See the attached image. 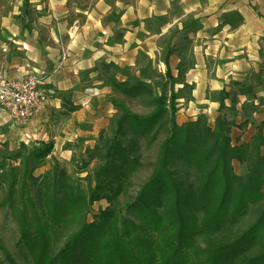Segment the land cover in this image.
<instances>
[{
  "label": "trees",
  "instance_id": "16d2710c",
  "mask_svg": "<svg viewBox=\"0 0 264 264\" xmlns=\"http://www.w3.org/2000/svg\"><path fill=\"white\" fill-rule=\"evenodd\" d=\"M110 67L125 77L112 73V89L145 112L115 101L109 129L100 131L87 158L73 161L74 175L59 162L35 173L53 156L52 142H21L0 154V189L20 214V242L33 263L264 264V123L250 141L235 143L234 120L221 117L212 126L200 114L179 124L169 69L160 93L148 79ZM161 133L156 168L121 216L119 198L142 165V140ZM94 160L101 164L92 173ZM234 160L246 165L244 174L234 172ZM101 200L108 207L87 221L89 206Z\"/></svg>",
  "mask_w": 264,
  "mask_h": 264
},
{
  "label": "rangeland",
  "instance_id": "374dc122",
  "mask_svg": "<svg viewBox=\"0 0 264 264\" xmlns=\"http://www.w3.org/2000/svg\"><path fill=\"white\" fill-rule=\"evenodd\" d=\"M140 2L141 0H0V74L13 77L31 72L39 76L45 90L52 86L51 95L63 97V111L62 107L61 110L53 107L47 118L50 123L56 119L61 121L60 127L67 124L65 118L71 113L69 109L71 104H74L72 100L80 102L77 110L81 113L79 121L81 135L83 138H92L90 145L83 142L85 139H79L77 143L74 142L75 144H66V147L73 149L70 160L61 157L57 151L56 154L54 153V140L45 141L53 143V156H49L46 164L36 170L37 175L52 168L55 162L65 166L74 175L76 169L73 167V161L87 158L86 150L95 146L100 131L109 129L111 118L116 113L115 101L126 103L137 113L145 112L138 103L123 98L112 89L110 84L112 73H115L114 76L119 80L125 77L121 71L113 72V69L106 68V65L115 63L120 70L128 72L131 76L148 79L158 87L160 93L161 85L169 79L166 76L169 69L176 79L173 86L178 97V107L180 103L185 104L190 98L193 85L184 83L187 71L183 66L191 65L193 62L191 48L194 39L191 33L201 26L200 19H196L192 14H184L178 3H175L165 15L149 17L143 11L144 8L139 6ZM23 19L27 29L22 34H30L28 35L30 40L33 38L39 45L30 52L16 49L13 54H7L8 47L16 45L17 37L13 34H19L17 28L24 26ZM146 32L149 33V46L144 49L137 48L136 39H144L147 36ZM82 34L91 35L83 39ZM99 34H114L110 42L114 40L117 45L113 54L115 61L109 60L108 57L88 68V64L82 63L81 59L91 51L87 46L94 47L99 40H103L97 38ZM126 36V43L130 47L125 46L124 37ZM24 38L28 40L27 36ZM63 41L65 44L67 42L65 52L63 47L62 49L58 47V44L64 43ZM127 48H130V52L125 51ZM179 57L183 58L184 63L182 59V63H177ZM9 58H12L13 62L5 63V67H1ZM50 62L53 64L50 65ZM9 65L14 66L9 67ZM58 70L64 72L62 79L59 81L52 79V83H49L48 75L51 71L55 73ZM64 77L67 78L66 81L63 80ZM58 87L65 88L60 90ZM170 88L169 82L168 94L171 92ZM163 138L164 134L161 133L150 143L147 139L142 140V165L135 173L132 185L119 198L118 211L121 216L126 213V204L135 199L140 187L155 170ZM28 140L19 143L11 142L8 146L3 145L0 147V154L17 150L21 142L32 146L39 141H44ZM100 164L99 160L92 161L89 171L96 172ZM232 166L236 174L246 172V165L237 160L232 162ZM85 176L86 173L83 172L77 178ZM81 182L82 187L87 191L88 181ZM6 198V191L0 189V264H34L20 242L18 222L20 214L9 208ZM107 207L106 200L90 205L87 210V221H94L99 212ZM94 264L99 263L95 260Z\"/></svg>",
  "mask_w": 264,
  "mask_h": 264
},
{
  "label": "crops",
  "instance_id": "0c3cea01",
  "mask_svg": "<svg viewBox=\"0 0 264 264\" xmlns=\"http://www.w3.org/2000/svg\"><path fill=\"white\" fill-rule=\"evenodd\" d=\"M175 3L181 6L184 14H192L201 21V26L191 33L194 39L191 48L193 62L183 66L187 71L184 83L193 85V88L185 104H179L178 123L182 124L205 114L209 123L215 126L217 119L222 117L236 123L230 132L234 143L237 140L250 141L264 123V0H141L139 6L152 17L167 14ZM17 29L19 34L13 36L17 37L15 43L19 46L10 45L7 54H13L16 49L30 52L39 45L33 38L30 40V34H22L27 28L23 26ZM146 33L144 39H136L137 48L144 49L149 46V33ZM90 35L82 34V37L87 39ZM113 35L99 34L97 38L103 40H99L94 47L87 46L91 51L81 62L88 64L89 68L108 57L109 60L115 59L113 54L117 45L114 40L110 42ZM25 36L28 40H25ZM124 40L125 46L130 47L126 43L127 36ZM58 47H63L65 52L67 42L58 44ZM49 53L51 56V51ZM181 59L183 60L179 57L177 63H184ZM9 62H13L12 58L4 61L1 67H5L4 64ZM52 64L53 62H50V65ZM12 66L14 65H9ZM63 73L62 70L55 73L51 71L47 77L51 81L48 82L52 83V79L59 81ZM66 79L64 77L63 80ZM69 84L72 85L71 82ZM63 85L65 86V83ZM58 88L63 90L65 87ZM52 91V86H49L46 111L25 123H17L0 108V147L8 146L11 142H27L28 139H51L55 142L54 153L57 151L61 157L70 160L73 149L66 147V144H75L79 139H85L83 142L86 145L92 143V138H83L81 135V113L78 110L67 115L66 126L60 127L61 121L58 119L49 122L47 117L53 107L61 110L64 104L63 97L51 95ZM72 102L75 105L80 104L74 100ZM57 131L58 133H54Z\"/></svg>",
  "mask_w": 264,
  "mask_h": 264
},
{
  "label": "built area",
  "instance_id": "2783aa9c",
  "mask_svg": "<svg viewBox=\"0 0 264 264\" xmlns=\"http://www.w3.org/2000/svg\"><path fill=\"white\" fill-rule=\"evenodd\" d=\"M48 92L39 76L25 72L13 77L0 74V107L17 123H25L47 109Z\"/></svg>",
  "mask_w": 264,
  "mask_h": 264
}]
</instances>
